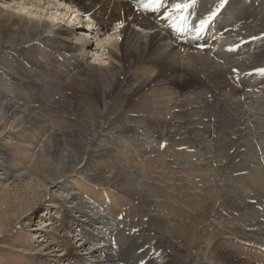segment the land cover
Here are the masks:
<instances>
[{"label":"bare ground","instance_id":"1","mask_svg":"<svg viewBox=\"0 0 264 264\" xmlns=\"http://www.w3.org/2000/svg\"><path fill=\"white\" fill-rule=\"evenodd\" d=\"M133 1L145 5V10L141 12ZM220 1L195 0L190 7L177 10L176 4H186L189 0H161L159 6L153 0H0V53L14 58L0 57L3 67L14 71L7 79L0 71V136L17 134L23 138L28 126L35 124V133L46 134L45 147L59 161L55 163L42 158L41 154L35 155L33 167L40 177L35 179L37 184L29 186L33 193L39 194L44 186L49 190L48 182L56 183L52 186L56 191L66 192L69 184L57 180L80 173L78 169L89 155L88 145L93 143L90 136L82 140L76 134H59L52 130L47 124L50 118H44L50 111L51 101L61 104L62 113L70 117L116 116L114 124L118 132H129L117 140L107 138L106 146L113 144L116 151L125 152L126 148L137 156L143 155L140 153L147 150L146 145L131 133L144 128L147 133L167 140L173 139L171 134L175 139L180 134L188 139L189 135L199 133L242 135L248 132L261 143L264 156V74L259 71L264 69V0H229L219 18L214 10ZM79 12L85 22L80 33L77 32L80 24L69 19L70 15ZM67 16L68 20H65ZM197 20L207 23L201 28ZM215 28L214 34L218 38L213 39L209 34ZM86 34L87 37L80 36ZM87 38H93L98 45L93 46ZM59 60L68 71L67 75L57 70L61 67H55V71L47 67ZM181 75L192 82L182 85L186 80L179 79ZM68 76L69 79H65ZM170 77L174 80L165 82ZM67 90H72V94L69 95ZM14 127L19 130L15 134L11 133ZM79 140L83 144L80 142L82 148L78 149ZM162 144L164 146L158 149L167 148L168 144ZM100 145L96 164L90 163L84 168L88 172L83 179L92 181L102 190L98 192L100 189L96 186L79 183L82 178L77 175L74 180L77 185H85V192L89 194L87 201L77 202L78 193L72 189L65 193L66 202L59 201L60 207L70 208L69 213H62L59 227L70 230V235L79 230L77 234L83 235L81 247L91 241L89 235L92 233H98L97 237L104 239L93 250L77 254L75 246L64 238L62 245L66 249L57 255L70 259L77 254L80 257L76 261L78 264H86L88 257L93 264H118L113 252L107 250L104 251L105 263L96 260L101 249L111 245L113 248L115 244L112 236H109L110 240L107 235L100 237L106 233L105 229H111L107 227L110 223L102 220L103 216L108 215L112 220L122 214L114 210L120 206L119 202L110 205L108 197L104 196L106 190H119L123 197H132L137 190L157 195L159 192H171L174 196L179 193L178 198L191 204L196 202L195 205L206 199L179 186L181 183L178 185L179 181L170 176L162 178L169 171L181 173L182 165L189 164L187 160L190 159L186 156L183 163H168L170 170L168 167L164 172L155 170L154 177L158 181L155 185L152 178L142 174L140 163L134 165L128 158H112L108 148ZM70 147L75 153L70 154ZM155 158L160 161L158 156ZM194 166L197 168H192V173L197 177L203 178L208 172L207 166ZM17 167L9 166L6 177L22 183L24 175H17ZM106 179L109 180L105 182ZM67 203L73 205L67 206ZM93 206L97 217L92 214ZM72 211L82 218L76 219ZM143 213L137 211L140 217ZM256 218L259 232L264 236V222L259 223L258 216ZM166 219L168 226L185 225L176 215ZM229 223L232 227H229L230 238L239 239L235 231L243 230L242 223ZM256 247L263 255V259L258 256L257 260L264 264V247ZM53 251L59 249L55 246ZM235 257L229 250L228 256L223 258ZM251 257L256 259L255 255ZM39 263L44 264V261L39 259ZM238 263L245 264L243 261ZM150 264L158 263L150 261Z\"/></svg>","mask_w":264,"mask_h":264},{"label":"rangeland","instance_id":"2","mask_svg":"<svg viewBox=\"0 0 264 264\" xmlns=\"http://www.w3.org/2000/svg\"><path fill=\"white\" fill-rule=\"evenodd\" d=\"M75 18L79 19L80 16L73 13L69 19L75 23ZM65 20H68V16L65 17ZM84 23L82 20L77 32H82L81 30L85 27ZM80 36L87 37V34ZM88 40L92 42L93 46L98 45L93 38ZM10 56L6 53H0L2 59L8 57L12 59L13 57ZM3 66L0 63V71L7 79L10 77L9 74L14 73V71L10 67ZM47 67L51 71H55V67H61V70H57L65 75L68 73L61 61L54 62ZM182 76H179V79L186 80L182 85L186 86L192 82L191 79L187 80ZM65 79H69V76ZM172 80L174 79L170 77L165 82ZM67 93L71 95L72 90H67ZM54 104H56L54 101L49 103L50 111L48 110V115L44 116V118H50L47 124L52 130L59 134H66L67 132L76 134L82 140L86 136L93 139V143L88 145L89 155L81 165L82 167L78 169L80 173H74L72 176L66 175L57 180L62 184L65 182L69 184L68 191L72 189L78 193L77 202H86L89 196L85 192V185L76 184L74 179L77 178V175L82 178L78 181L79 183H86V186L89 187L101 188L92 181H85L83 176L88 172L84 169L85 167L89 166L90 163L96 164V157L100 154V147L98 146L102 143L100 146L107 147L112 158H122L124 160L128 158L134 165L140 163L143 166L142 174L152 178L151 181H154L153 184L155 185L158 182L154 177L156 171L164 172L166 167L170 170L168 163H183L186 157L189 158L190 160H187L189 164L181 167L184 172L172 173L169 171L162 178L170 176V178L179 181L177 182L178 185L181 183L179 186H184L189 191L206 198L200 205H195L196 202L191 204L186 199L178 198V192L177 196H174L171 192H159L157 195L151 194L147 190H137L134 193L136 196L123 197L124 195L119 190H106L104 196L108 197L110 205L111 203L114 204L115 201L116 204L119 202L120 206L115 207L114 210L122 214L117 218H112V220L108 215L103 216L105 218L102 220L106 223L109 222L110 224L107 227L111 229H105L106 233L100 234V237L101 235H107L106 237L109 239V236H112V240L115 239V244L113 248L111 245L106 249H101L96 260L104 262L106 256L104 251L107 250L113 252L115 258L118 259L116 261L118 264H147L148 262L150 264V261H155L158 264H164L165 261V264H201L202 262H205V264H237L242 261L245 264H263L257 260L258 256L263 259V255L260 254V251H257L256 246L264 247V236L259 232L256 217L258 216L259 223L264 222V156L261 151V143L252 137L250 133L246 132L242 135L230 132H223L224 134L199 133L197 135L192 134L193 136L189 135L190 138L188 136V139L181 134L177 135V139H175L176 137L171 134L173 139L167 140L157 134H149L146 129L142 128L131 133L136 134L138 139L146 145L145 149L147 150L140 153L143 155L137 156L133 151L129 152L126 148L125 152H121L120 149L116 151L113 144H110V146L107 144L106 146L105 143L108 137L117 140L120 136L129 134V132H118V128L114 124L116 116L106 115L97 118L88 115L87 118H83L77 115L76 117H70L64 112L62 113L61 104ZM168 119L170 120V116ZM168 119L167 121H169ZM73 122L75 123L73 124ZM134 124L137 125L136 122H133ZM34 125H30L32 127L28 126L29 129L26 134H23V138H19L17 134L16 136L12 134L0 136V264H40L39 259H42L44 264H78L76 261L80 257L78 258L77 254L93 250L97 245H101L104 239L97 237L96 234L98 233H92L89 235L91 241L81 247L80 238H83V235L77 234L79 230L72 232L75 235H70L71 233L68 232L70 230L65 231L59 227L62 213H69L70 210L65 206H59V201L66 202L64 197L68 194L67 190L66 192L65 190L56 191L52 187L56 183L48 182L46 186L50 184L49 190L44 186V188H40L39 194L32 192V188L29 186L37 184L35 179L40 177L33 167L35 155L41 154L42 158L59 163L57 157L47 146L45 147L46 134L37 135L35 133L37 130L33 128ZM17 129L12 128L11 133L18 132ZM80 142L82 143V141L79 140L78 149L82 148ZM162 143H165V146L168 144L166 149H158L163 145ZM22 145L27 146L28 149H25ZM69 152L70 154L74 152L71 147ZM157 156L160 160L158 162L155 158ZM13 165L18 166L17 175H24L23 179L25 181L23 180L22 183L7 179V168ZM194 165L207 166L208 172L203 178L192 173V168H197ZM108 175L106 173V176ZM29 176L32 178L30 179ZM107 180L109 179H106L105 182ZM195 188L197 189L195 190ZM208 188L210 191L206 192ZM103 189L105 190V188ZM46 191H49V193L47 194ZM235 194L237 198L234 199ZM66 205L72 206L73 203H67ZM92 209H94L92 214H96V208L93 206ZM137 211L144 212L142 217L137 215ZM173 213L180 222L185 224L184 226L167 225L166 218L167 216L174 217ZM71 214L76 219L82 218L73 211ZM93 216L97 217L98 215ZM230 218L232 220H229ZM233 218L235 219L233 220ZM233 221L242 223L243 230L245 229L244 232L242 229L235 231V236L238 235L239 239L230 238L232 234L229 231L232 227L229 222ZM91 224L93 225V223ZM109 231L112 232V235ZM251 235L255 238H252ZM64 238H68L69 243L75 246L77 254L73 258L64 259L57 255L66 249L62 245ZM55 246L59 251H53ZM229 250H232L236 257L224 259V256H228ZM253 255L256 256V259H252L251 256ZM249 256L251 259H249ZM143 257L145 258L143 259ZM85 262L86 264H93L90 257L85 259Z\"/></svg>","mask_w":264,"mask_h":264},{"label":"snow or ice","instance_id":"3","mask_svg":"<svg viewBox=\"0 0 264 264\" xmlns=\"http://www.w3.org/2000/svg\"><path fill=\"white\" fill-rule=\"evenodd\" d=\"M153 2L155 4H157L159 6V4L161 3V0H153ZM195 0H189V3L186 4H176L175 7L177 10H183L187 7H190L192 3H194ZM213 15H215V13H213ZM207 23V21H202L201 22V28H203V26ZM262 74H264V69H260L259 70Z\"/></svg>","mask_w":264,"mask_h":264}]
</instances>
